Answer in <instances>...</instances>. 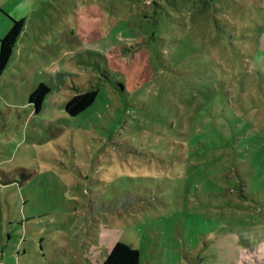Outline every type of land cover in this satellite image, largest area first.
Wrapping results in <instances>:
<instances>
[{
	"label": "rangeland",
	"instance_id": "374dc122",
	"mask_svg": "<svg viewBox=\"0 0 264 264\" xmlns=\"http://www.w3.org/2000/svg\"><path fill=\"white\" fill-rule=\"evenodd\" d=\"M4 5L27 34L0 73V264H101L116 240L139 264H264V0ZM76 87L97 95L72 116Z\"/></svg>",
	"mask_w": 264,
	"mask_h": 264
},
{
	"label": "trees",
	"instance_id": "16d2710c",
	"mask_svg": "<svg viewBox=\"0 0 264 264\" xmlns=\"http://www.w3.org/2000/svg\"><path fill=\"white\" fill-rule=\"evenodd\" d=\"M203 3L206 0H200ZM23 18H12V23L9 29L3 36L0 37V73L7 66L8 60L12 54L15 42L23 29ZM120 89H123L124 84L118 81ZM49 85L39 82L28 94L29 104L32 109L38 112L43 104L44 97L49 93ZM97 95L96 88H80L76 87V92L71 95L64 103V109L69 115H76L88 107L95 99ZM20 175L19 184H22L25 180L31 177L32 169L20 167L18 170ZM4 182H10L6 179ZM139 251L136 247L121 241L116 240L110 248L105 252L104 258L101 264H139Z\"/></svg>",
	"mask_w": 264,
	"mask_h": 264
},
{
	"label": "crops",
	"instance_id": "0c3cea01",
	"mask_svg": "<svg viewBox=\"0 0 264 264\" xmlns=\"http://www.w3.org/2000/svg\"><path fill=\"white\" fill-rule=\"evenodd\" d=\"M4 3H6V0H1L0 1V37L3 36L5 34V32L9 29V27L11 26V23H12V18H26L24 16L22 17H19V15H17V13L14 11V8L12 7V5H4ZM24 27V26H23ZM23 33L27 34V30H26V27H24L22 29ZM21 31V32H22ZM19 34L16 42H15V45H14V48H13V51H12V54L8 60V63H7V66L12 62L14 61V64L16 65L17 61L21 60V59H24V54L22 53V48L25 47L24 45H17L18 41L21 39H23V34ZM50 43V41H48L46 43V46H49L48 45ZM16 48H18V52H16ZM27 57H30V56H27ZM27 60V59H25ZM12 73H14L13 70H11ZM50 73V72H49ZM37 84V83H36ZM35 87V86H34ZM32 87L31 89H29L28 91V94L29 92L34 88ZM67 100V99H66ZM65 100V101H66ZM50 102V91L49 93H47V95L44 97V100H43V104H42V107L41 109L36 112L32 109V106L29 104V101H28V98H27V104L30 106V108L28 109V112L30 113L31 111L33 113H39L41 114V112H44V110L47 108V103ZM59 107V106H57ZM63 107L64 108V104L59 108ZM50 264V262L48 263Z\"/></svg>",
	"mask_w": 264,
	"mask_h": 264
}]
</instances>
